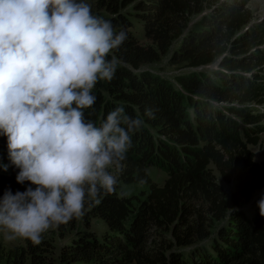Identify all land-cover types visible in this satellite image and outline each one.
Returning <instances> with one entry per match:
<instances>
[{
  "label": "trees",
  "instance_id": "trees-1",
  "mask_svg": "<svg viewBox=\"0 0 264 264\" xmlns=\"http://www.w3.org/2000/svg\"><path fill=\"white\" fill-rule=\"evenodd\" d=\"M244 3L96 0L92 14L111 21L116 31L125 30L127 39L108 55L118 59L117 70L111 80L97 82L95 103L83 110L85 119L98 126L122 105L126 115L144 120L130 134L123 179L126 185H146L149 193L136 210L117 194L101 192L98 203L86 196L90 217L106 225L104 236L78 231L56 252L54 237L44 233L38 245L25 240L23 247L8 250L5 264H264V217L258 208L264 192L251 218L237 210L211 233L229 210L214 169L225 182L234 177L235 207L264 189V162L257 163L252 151L258 148L264 157V22L252 25ZM207 8L214 10L188 30L191 18ZM166 56L170 66L216 68L178 76L177 88L144 69ZM146 109L152 110L151 118L144 115ZM5 164L0 198L29 185L16 182L19 170L8 159L7 137L0 135V165ZM150 167L166 174L163 185L151 183ZM76 220L69 221L70 231L76 230ZM154 226H166L178 250L146 249Z\"/></svg>",
  "mask_w": 264,
  "mask_h": 264
},
{
  "label": "clouds",
  "instance_id": "clouds-1",
  "mask_svg": "<svg viewBox=\"0 0 264 264\" xmlns=\"http://www.w3.org/2000/svg\"><path fill=\"white\" fill-rule=\"evenodd\" d=\"M126 39L84 0H0V135L16 182H29L0 198L5 239L38 245L43 233L84 214L86 196L98 203L101 192L130 195L117 193L110 169L122 170L130 134L144 120L121 105L97 126L83 111L95 103L97 82L113 78L119 61L107 57ZM258 208L264 217V197Z\"/></svg>",
  "mask_w": 264,
  "mask_h": 264
},
{
  "label": "rangeland",
  "instance_id": "rangeland-1",
  "mask_svg": "<svg viewBox=\"0 0 264 264\" xmlns=\"http://www.w3.org/2000/svg\"><path fill=\"white\" fill-rule=\"evenodd\" d=\"M244 3V8L248 11L250 17H251V24H257L260 22H264V0H216L217 4L214 6H218L224 2L226 3H234L237 2V4L240 2ZM84 2L88 3L91 7V11L94 12L96 11L97 5H96V0H84ZM213 7V8H214ZM130 7L127 8V11H130ZM208 9L205 10L201 15L199 16H194L191 18L190 23L188 24V30L191 29L195 23L203 16L207 15L214 9ZM133 11V10H131ZM135 23V35L140 37L141 35V29L140 26L136 25L137 21L133 20ZM187 30V29H186ZM185 30V31H186ZM178 43L177 40L173 42L171 46V51L177 47ZM264 48V45H263ZM226 53L229 52V48L227 47ZM213 67H205V68H198V69H190V68H185V67H180V66H170L169 61H168V56L163 57L161 61L157 64L148 66L144 69L153 72L154 74L165 78L168 80L171 84L179 88L176 78L181 75H187L192 72H206V69H212ZM264 110V108H263ZM264 125V121L262 123ZM252 151L254 152L255 155V161L257 163L264 162V157L261 153V150L258 148H252ZM113 174L117 175L118 177V192L121 190L127 191L130 193L129 196H127V199H130L132 201V205L134 206V209L136 210L137 207L140 206L145 200L146 197L149 193V189L146 185H140V184H130L126 185L124 184V179H123V170L124 166L121 171L117 172L115 168L110 169ZM214 175L216 178L217 183L222 187V190L226 196V199L229 203V210L227 212L226 218L222 221L220 224H214L213 229L211 230V233L216 232V228L219 226H222L227 222V220L231 217V215L238 211H242L246 213L249 218L252 217L253 210L255 208L256 202L259 200L261 195L264 192V189L261 191H255L252 193V195L245 199L241 200L239 203V206L235 207L231 203V196L235 191V184L236 181L234 177L231 178L229 182H225L221 175L216 171L215 169ZM147 174L151 180L152 184H156L158 186L163 185L164 181L166 180L167 176L166 174L157 169L156 167H150L147 169ZM87 202H85L84 206V215L81 217L75 218L76 221H73V225L75 222L76 225V230L70 231V225L69 222L66 225H62L61 229H49L47 232H45V235L47 237H54L55 242H54V247L57 250L61 247V245L67 243L72 237L76 235V232L81 231V232H89L95 237L101 238L104 236L107 232L106 225L105 223L98 219V218H92L90 217V214L88 213ZM131 219V218H130ZM166 226L162 228H157V227H152L148 231V240L146 243V249L150 248H158V247H163V249L168 248L169 246H173V250H178L173 243V240L170 237L169 230L165 228ZM44 234V233H43ZM203 245L207 246V241L202 243ZM25 245V240L22 239H15V240H7L5 239V234L2 230H0V264H5V254L8 250L14 248V247H23ZM180 251V250H179ZM182 251V250H181ZM185 251V250H184Z\"/></svg>",
  "mask_w": 264,
  "mask_h": 264
}]
</instances>
